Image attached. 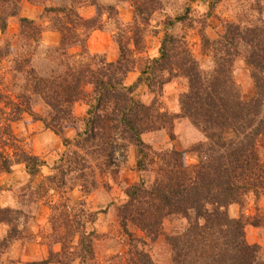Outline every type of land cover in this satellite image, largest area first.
I'll use <instances>...</instances> for the list:
<instances>
[{"label":"trees","instance_id":"obj_1","mask_svg":"<svg viewBox=\"0 0 264 264\" xmlns=\"http://www.w3.org/2000/svg\"><path fill=\"white\" fill-rule=\"evenodd\" d=\"M112 1L0 0L1 33H7L12 19L20 26L18 39L0 48V62L10 58L11 79L7 86L11 94L0 95V102H4L0 111V180L23 164L31 181L22 187L24 192L20 189L19 197L28 198L31 204L35 198L46 197L51 216L50 233L44 239L50 252L47 260L36 264H98L95 245L101 235L96 230L88 231L87 226L93 225L100 213L85 208L75 212L71 206L73 193L77 188L85 197L96 192L100 177L119 163H127L130 148L136 150L142 179L127 188L128 201L117 208L118 222L130 246L136 240L130 225L156 241L165 220L182 218L189 222L187 230L167 239L174 251V264H264V248L246 240L248 226L264 228V211H258L254 218L233 219L228 214L231 207L245 203L249 195L257 200L264 197L263 0H257L254 7L259 19L227 23L218 41L211 42L201 32L202 46L211 49L215 60L212 74L201 70L185 37L173 33L176 24L186 22L187 17L164 22L160 57L144 61L138 55L146 52L149 27L153 16L162 10L161 3ZM223 1L210 0L211 8ZM25 2L42 8L38 20L21 16ZM125 4L134 8V20L127 25L118 17L119 7ZM89 6L97 8V16L87 20L80 10ZM105 16L108 22L120 25L115 35L119 49L115 62H107L88 50L92 33L105 28ZM49 29L60 34L56 46L43 43ZM154 33L157 35V31ZM74 49L79 52L72 53ZM241 57L249 65L255 90V97L249 100L232 76L234 63ZM143 62L140 78L127 86L129 74ZM176 78L188 82L177 116L164 110L159 99L166 85ZM140 84H146L156 96L152 104L134 97ZM81 102L88 106L84 118L75 115V107ZM39 106L44 108L42 113L37 111ZM24 115L59 136L66 149L52 174L36 189L32 182L47 163L26 148L13 131V124ZM179 118L191 120L213 143L206 161L188 166L185 153L157 151L145 143V135L163 130L173 141L174 123ZM70 127L77 132L72 140L65 134ZM229 132L234 137L226 140ZM116 152H121L123 161L115 158ZM22 208L27 206L22 203ZM13 210L0 204V229L7 228L4 234L0 231V264H4L9 248L23 238V231L14 225L21 213ZM137 242L145 244L140 239ZM128 254L132 255L129 264H158L143 250Z\"/></svg>","mask_w":264,"mask_h":264},{"label":"rangeland","instance_id":"obj_2","mask_svg":"<svg viewBox=\"0 0 264 264\" xmlns=\"http://www.w3.org/2000/svg\"><path fill=\"white\" fill-rule=\"evenodd\" d=\"M159 2L162 5V10L158 11L153 16L151 25L149 27L150 34L147 35V39L150 36H155L154 34L156 33H154V31L156 32L157 30L154 27H156V25L162 27L160 31L163 32L164 37L165 28L163 24L166 20L171 19L175 21L178 17H187L186 22H178L176 24V26L173 28V33L176 36L185 37L186 43L188 44L193 58L198 62L201 70L206 74H212V72L215 70V60L212 55L211 49L206 48L204 50L202 46L203 43L201 32L204 31L208 39L211 42H215L220 39L224 27L227 23H246L247 21L251 22L259 19V13L254 9L257 0H224L222 3L214 7V9L211 8L210 0H197L193 2H191L190 0H159ZM26 3L28 2H25L23 4V14L24 5H26ZM112 3H115V0H113ZM262 5H264V0L262 1ZM35 7L40 10V15L42 8L39 6ZM25 13L28 12L25 11ZM23 14H21V16L25 17L23 16ZM33 20H38V18ZM110 27L116 31L115 33H117V29L120 27V25L116 26L113 21L111 22ZM19 30V22L16 19H12L9 23L7 33L3 35L0 31V48H2L7 43V41H16L19 37ZM75 51L77 50H72L71 52L75 53ZM9 59L10 58L2 59L0 62V95L4 93H8L9 95L11 94L9 92V88L7 87L9 85L8 83L11 81L9 74ZM140 66H143L141 68L142 70L144 68L143 63ZM232 76L246 100L255 97V90L251 79V73L249 71V65L244 58L241 57L236 59L232 70ZM141 85L146 86V84H140L137 87L136 91L140 88ZM87 91L91 92L92 88L88 87ZM147 91L149 94L145 91H142L141 89L136 95H134V97L137 100L150 105L156 99V96L150 93L148 87ZM187 91L188 82L186 79H173L169 84L166 85L163 97L159 98L162 99L161 101L163 102L164 110L176 116L180 115V98ZM142 92H144V97L141 98L140 95H142ZM2 108H4V102H0V111ZM87 109L88 106L85 103L81 102L75 107V115L78 118H84L86 116ZM37 111L42 113L44 111V108L42 106H39L37 107ZM26 119L34 122L31 116L24 115L20 121L13 124L14 133L16 131L14 130L15 127L20 124L23 125L28 123L29 120L26 121ZM24 120L25 122H23ZM16 129L17 131H19V128ZM76 133L77 132L75 130V127H70L65 131L66 137L70 140L75 138ZM172 134L174 135L173 141L171 139V135L166 130L153 134H147L143 137V139L145 143L152 146L154 150L160 151L174 149L176 151L185 153L186 164L188 166H195L201 161H206L208 156L210 157L211 153L208 150L211 149V145L213 143L207 140L205 134L198 127H196V125H194L191 120L187 118L176 119ZM15 135L23 141L26 148L29 147L32 149L31 133H27L23 137L18 136L16 133ZM233 137L234 134L232 132H229L226 134L225 139L229 140ZM202 144H204L202 150H195L197 146H200ZM213 147L216 148V145H213ZM65 151L66 149L58 155L50 156V158L49 155H47L46 158H49V160L42 158L48 165L47 167L43 168L41 173L44 178L52 174L55 165L61 161ZM115 158L123 161L121 152H116ZM131 167H133V169ZM152 177H154V175ZM44 178L40 181L43 182ZM141 179L142 173H140L137 169L136 150L134 148H130V150L128 151L127 163H119L118 166H115L105 176L100 177V188L96 192L92 193L88 197H85L79 188L74 191L78 193H73L74 200L73 204L71 205L73 208H75V212L77 210H81V208H85L91 212H102L106 214H108L109 212H113V216L116 219V223L113 229L114 235L111 237L109 235L100 234L101 236L96 241L95 247L97 252L98 264H129V261L131 259L130 257L132 255L128 253L129 251L136 252V250L145 251L152 257L153 261L158 264H174V251L171 245L168 243L167 239L169 237H175L176 234L185 232L189 225L187 219L179 218L173 221L165 220L162 228V233L158 237V239H156V241H152L151 239L146 238L141 230L130 225V231L136 237V240H133V242H131V246L129 237L125 232H123L118 222L117 208L124 205L128 201V198L126 196L127 188L138 185L141 182ZM20 189L22 188H19L17 190L15 196H17L20 203H24L27 208H25V210L23 211L18 209L21 215H18V218L14 225L16 226V228L19 227L20 229L24 225V227L26 228L22 230V237L25 240H30L32 237L30 236L27 227L31 221L30 218L34 216L35 212H37L35 204H39L41 201L46 203V197L42 200H38L35 198L34 204H31L28 201V198H24L22 200L19 197ZM22 191L24 192L25 190L22 189ZM0 195H2V192L0 193ZM12 198L14 199V195ZM55 201L57 202L58 198H56ZM95 208H100V210H95ZM104 208H106L108 211L106 212V210H103ZM16 210L17 209H14L13 211ZM258 211H264V197H261L259 200H257L254 195H249L246 197L245 203L231 207L228 214L230 218L233 219H237L242 216L246 218H254L257 215ZM79 218L82 220V214L79 216ZM86 220V217H83V221ZM87 230L91 231L92 225H88ZM6 231V227H1L2 234H4ZM31 233H33V231ZM42 233H44L45 238V236L50 233V227L48 226L47 230L44 232L42 231ZM137 239L144 241L145 244L137 242ZM246 240L250 245H259L260 247L264 248V228H254L248 226L246 228ZM12 247L13 245L9 248L4 258V264H22L20 263V251L15 250V248ZM98 251H100L99 254Z\"/></svg>","mask_w":264,"mask_h":264},{"label":"crops","instance_id":"obj_3","mask_svg":"<svg viewBox=\"0 0 264 264\" xmlns=\"http://www.w3.org/2000/svg\"><path fill=\"white\" fill-rule=\"evenodd\" d=\"M27 11L28 13H25ZM23 12V11H22ZM40 10L26 3L24 5V14L23 16L31 19H37L39 16ZM80 14L84 19L90 20L97 16V8L93 6L84 7L80 10ZM119 20L123 24H131L134 20V8L130 4H125L119 7ZM103 23L105 24L104 29L95 30L90 39L88 41V50L92 55H101L105 58L107 62H115L119 57V49L115 42V30L111 28V22H108L107 16L103 17ZM158 34L155 36H150L147 39V48L146 52L138 55V58H142V60L146 61L147 59H158L160 57V43L163 38V32L160 30L162 27L157 26L154 27ZM1 35V33H0ZM60 42V34L54 32L52 30H47L43 35V43L46 46H56ZM75 53L79 52V49ZM144 64V62H143ZM143 66L138 65V67L129 74L126 84L129 86H133L136 84L138 79L141 76V68ZM147 91V87L141 85L140 88L136 91L134 95H136L140 90ZM144 92H142L143 96ZM149 94V93H148ZM29 119H26L28 121ZM25 122V120L23 121ZM22 122V123H23ZM16 128H19L17 131ZM15 133L23 137L27 133L32 134V151L36 156L41 158H46L47 155L55 156L59 153H62L65 150L61 139L56 136L54 133L45 129L44 125L40 122H31L28 121L27 124L18 125L15 127ZM49 158L47 160H49ZM131 161V160H130ZM48 166V165H47ZM46 166V167H47ZM133 166V164H132ZM133 169V167H131ZM43 176L40 175L32 182V188L36 189L39 187L41 179L43 180ZM31 181V177L26 172V167L23 164L16 165L13 168L12 173L4 175L1 180V192L0 195V204L3 208H14L22 210V204L18 200V197L15 196L17 190L29 184ZM0 192V193H1ZM74 194H78L74 192ZM14 195V199L12 198ZM91 199V197H90ZM34 204V203H33ZM35 208H37V212L34 213V216L31 217V221L28 224L27 230L29 231L30 236L32 237L30 240L20 239L16 241L12 248L20 251L21 262L22 264H36L43 262L49 257V248L44 239V233L42 231H46L49 226V219L51 216L50 207L45 202H40L39 204H35ZM95 210H100L95 208ZM103 210L108 211L106 208ZM116 223V219L113 216V212L100 213L96 222L92 225V230H96L99 234L113 236L114 226ZM24 225L21 227V230H24ZM1 231V229H0ZM33 231V233H31ZM34 234V235H32ZM47 234V233H46ZM55 250L57 252L60 251V247L56 246ZM100 251H98V254Z\"/></svg>","mask_w":264,"mask_h":264}]
</instances>
